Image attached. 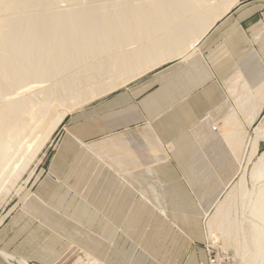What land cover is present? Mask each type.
Returning a JSON list of instances; mask_svg holds the SVG:
<instances>
[{
	"label": "crops",
	"instance_id": "1",
	"mask_svg": "<svg viewBox=\"0 0 264 264\" xmlns=\"http://www.w3.org/2000/svg\"><path fill=\"white\" fill-rule=\"evenodd\" d=\"M228 12L183 55L113 74V90L57 125L34 192L0 228L1 249L33 264L82 253L99 264H208L202 214L264 115V0Z\"/></svg>",
	"mask_w": 264,
	"mask_h": 264
},
{
	"label": "bare ground",
	"instance_id": "2",
	"mask_svg": "<svg viewBox=\"0 0 264 264\" xmlns=\"http://www.w3.org/2000/svg\"><path fill=\"white\" fill-rule=\"evenodd\" d=\"M131 1L117 0L110 3L109 6L119 10L118 13L90 11L85 15L78 11H53L40 20L36 18L39 17L37 14H29L22 22L7 24L17 29L8 32L4 38L0 37V188L5 187L11 178L22 171L24 160L34 156V152L42 145V139L49 136L39 129L47 116H55L60 122L69 114L67 109L61 113L55 112L56 106L50 96L51 86L41 88L47 77L56 71L61 72L81 58L82 47L88 49L99 46L108 34L113 37L114 42L117 41L119 47L126 48L136 44L132 48L123 49L118 59L111 61L110 70L118 74L116 76L127 69H136L139 74L172 57L183 55L239 0H215L212 5H207L209 0H152L132 8H121L122 5L128 6ZM39 2L42 1L32 0V3H22V6L29 4L32 7ZM99 7L104 8L103 4H99L97 8ZM104 21L107 28L103 30V26L99 28L103 23H99ZM76 22L80 24L78 28L75 26ZM91 25L92 29H83ZM114 80L116 78L110 79L112 82ZM111 84L106 86L104 83L101 88L89 90L87 103L117 86V83ZM39 118V127L36 128L34 125ZM251 141L247 161L255 156L259 142L264 141V121L254 128V138ZM241 146L242 142L236 145L237 159ZM234 149L233 144V152ZM243 169L237 176L238 182L232 185L217 208H213L215 210L207 219L206 229L214 244L223 247L233 240L240 259L253 248L255 252L250 257L249 264H264V151L259 154L247 177L246 165ZM236 194L241 198L248 195L250 245L243 226L245 220L237 223L233 220L235 217L231 218L234 206L232 200ZM210 207L206 212H209ZM235 233L240 238L235 236L232 239L231 235ZM0 258V264L9 263L6 255L0 253Z\"/></svg>",
	"mask_w": 264,
	"mask_h": 264
},
{
	"label": "rangeland",
	"instance_id": "3",
	"mask_svg": "<svg viewBox=\"0 0 264 264\" xmlns=\"http://www.w3.org/2000/svg\"><path fill=\"white\" fill-rule=\"evenodd\" d=\"M11 1V2H10ZM32 0H0V37L4 38L8 34V32L16 30V27H9L7 24L11 23H19L24 19H27L29 14H37L39 17H36L38 20L43 19L45 15L53 13V11H78L79 14H85L88 12H113L118 13L119 10L110 7L109 4L112 2H116L117 0H39V4L34 3V6H22V3H26ZM152 0H132L131 3L127 5H122L121 8H132L133 6L141 3H147ZM161 2L160 0H156L155 2ZM240 2L245 0H239ZM238 1V2H239ZM207 5H212L215 0L207 1ZM99 4H103L104 8H97ZM57 7V8H56ZM59 7V8H58ZM116 7V6H115ZM52 8V9H51ZM44 9V10H43ZM36 10V11H35ZM122 10V9H121ZM133 11V10H131ZM127 13L128 11H123ZM20 13V14H19ZM104 19V18H103ZM99 28L106 29L107 26H104V22H100ZM80 24L75 23V26L78 28ZM83 29H92L91 26L83 27ZM108 34V33H106ZM94 39V38H93ZM97 40V37L95 38ZM113 37L111 35L104 36L103 42L101 44L92 46L88 49L85 47L81 48L82 56L78 58L77 61L71 63L70 66L61 70V72L56 71L50 77L45 79V82L42 84L41 89H45L51 86L50 96L53 98V104L55 107L56 113H61L65 109L69 110V113L74 112L78 108L85 106L87 103L88 92L91 89L96 87H103V84L109 83V80L112 78V71L110 70V63L112 60L118 59L119 53L123 49L119 47L117 41H113ZM113 41V42H112ZM142 43V42H141ZM139 44V43H138ZM136 46L133 44L130 48ZM190 49H188L189 51ZM186 51V52H188ZM113 62V61H112ZM115 73V72H114ZM113 73V74H114ZM70 88V90H68ZM15 97V94L13 95ZM43 94L40 95L42 97ZM101 98V97H98ZM90 101V100H89ZM90 103V102H89ZM88 104V103H87ZM64 115H62L63 117ZM66 117V115H65ZM64 117V118H65ZM63 118V119H64ZM61 119L60 122L63 120ZM46 121V122H45ZM41 127L39 128L43 134L48 135L55 130L57 125L60 123L57 121L55 116H47ZM264 121V115L262 119L252 127V134H247L243 144L241 146L240 151L245 148L244 156L241 158L239 156L241 165L239 166V171L236 173L234 178V182L232 181L227 187L224 189L223 193L219 196L216 202L210 207L209 212L203 213L201 217L202 229L203 231H207L206 222L207 219L212 215L217 206L224 200L228 191L233 187L235 183L238 182V175L243 171L246 160L248 158V154L251 150L250 141L254 138V128L260 125L261 122ZM40 118L35 123L34 127H39ZM35 129V128H34ZM49 139V136L44 137L42 139V145L39 150L34 152V156L29 159H25L22 165V171H20L17 175L9 180L5 187L0 188V228L6 227V218L8 214L12 212H21L23 209L24 201L29 197L31 192H34V188L29 190V186L31 182L37 179V166L39 165V159L41 158L44 143ZM252 142V141H251ZM264 151V141H260L258 144L257 152L255 156L252 157L251 160L246 164V177L249 175L251 171V167H253L254 162L257 160L259 154ZM258 155V156H257ZM41 164V163H40ZM2 179H0L1 182ZM1 184V183H0ZM31 187V186H30ZM247 187L249 191L251 190L250 183H248ZM11 189V190H10ZM10 190V191H9ZM7 193V194H6ZM4 197V198H3ZM3 198V199H2ZM2 199V200H1ZM234 202V206L232 208L231 218L234 221H242L245 230L246 239L248 238V233H251V223L249 224V210L250 203L248 200V195L245 198H241L238 194H236L235 198L232 200ZM219 203V204H218ZM216 207V208H215ZM215 208V209H213ZM241 211V212H240ZM233 215V216H232ZM237 218V219H236ZM231 234V233H230ZM237 233L232 234L231 238L233 239ZM240 238V236H236ZM6 238V237H4ZM22 239V237H20ZM20 239L15 242V244L20 242ZM248 245L249 242H247ZM231 245V246H230ZM235 245V246H234ZM204 247L206 249L208 264H210V259L216 257L218 261L222 262V264H249V259L252 254L255 252L253 248H250L248 253L245 255L243 259H240L237 254V246L236 242L231 240L225 246L221 247L218 244H213L211 241L205 240ZM252 247V246H250ZM0 253L6 255L8 258V264H33L31 259H26L20 257L18 255H14L11 252H8L4 249L0 248ZM1 261V258H0ZM70 264H99L98 261L89 259L82 255H79L70 262Z\"/></svg>",
	"mask_w": 264,
	"mask_h": 264
},
{
	"label": "built area",
	"instance_id": "4",
	"mask_svg": "<svg viewBox=\"0 0 264 264\" xmlns=\"http://www.w3.org/2000/svg\"><path fill=\"white\" fill-rule=\"evenodd\" d=\"M210 264H222L221 262H218V259L216 257L210 259Z\"/></svg>",
	"mask_w": 264,
	"mask_h": 264
}]
</instances>
